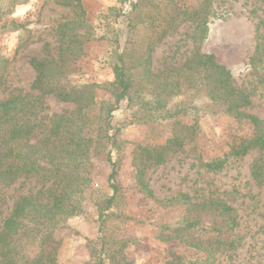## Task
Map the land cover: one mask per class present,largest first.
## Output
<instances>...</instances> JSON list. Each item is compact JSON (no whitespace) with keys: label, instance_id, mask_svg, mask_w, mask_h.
<instances>
[{"label":"rangeland","instance_id":"1","mask_svg":"<svg viewBox=\"0 0 264 264\" xmlns=\"http://www.w3.org/2000/svg\"><path fill=\"white\" fill-rule=\"evenodd\" d=\"M157 26L166 35L153 47L154 75L181 69L200 45L201 53L227 67L238 88L249 95L252 104L241 112L258 124L231 114L209 113L192 135L185 131L193 124L189 117L132 123L134 111L143 114L142 105L124 103L114 122L119 123L118 140L123 144L118 193L102 225L100 212L114 195L107 161L112 131L104 122L113 99L96 87L95 103L80 110L54 95H42L35 88L32 60L52 61L53 73L73 84L102 86L114 80L112 64L119 40L135 88L149 95L146 99L155 98L157 83L147 84L142 63L135 57L142 56L138 50L155 35ZM259 33L264 34V0H28L4 16L0 20V103L25 98L35 105V131L19 143L18 151L33 146V154L46 155L45 167L52 168L49 160H53L59 171L23 176L5 189L0 232L3 220L23 198L51 208L54 195L67 194L64 214L45 224L32 222L19 235L18 263L203 264L206 249L213 255V264H264V151L252 149L245 156L230 157L218 172L205 168L264 129V46L259 49L262 60L253 62ZM55 115L73 118L72 132L78 137L50 139ZM174 135L181 136L183 147L170 153L163 164L143 170L151 196L138 182L133 152L138 145L163 146ZM183 196L189 199L185 202ZM206 200L232 208L228 216L234 221L201 210ZM186 221L199 225L185 229Z\"/></svg>","mask_w":264,"mask_h":264},{"label":"trees","instance_id":"2","mask_svg":"<svg viewBox=\"0 0 264 264\" xmlns=\"http://www.w3.org/2000/svg\"><path fill=\"white\" fill-rule=\"evenodd\" d=\"M126 3L129 0H120ZM28 0H0V20L4 16L12 15L18 6L25 5ZM198 28L200 29L201 24ZM155 22L152 20L150 26ZM164 29V28H163ZM162 27L157 26L156 33L143 46L141 57H135V61L141 62L144 69V78L148 85L157 83L159 91L155 98L149 95H142L135 88V81L128 74L126 63L127 52L122 48L119 40L117 41L118 53L112 64L114 80L104 85H77L69 82L66 77L53 73V62L47 59H33L32 65L36 72L35 88L42 95H54L60 102L74 103L80 110L89 107L95 103V93L93 88H101L109 93L113 103L106 107L105 125L108 131H112L109 137L110 149L107 154V161L111 167L109 177L110 187L114 195L106 201L104 209L100 212L102 225L105 223V212L110 211L118 193L116 184L121 162L122 143L118 136L121 132L119 123L115 122L116 113L119 112L124 103L142 105L139 114L134 111L131 122L169 121L179 117H189L193 124L185 128L187 134H194L199 120L206 114H231L237 119H249L251 123L257 126L258 121L254 117H248L243 114L242 109L249 107L252 101L249 95L238 88L235 84L232 72L225 66L215 61L212 55L203 54L200 51V45L194 48L192 55L181 69H172L166 73L154 75L152 66V52L154 45L166 35ZM259 42L256 50V57L253 62L261 61L262 52L259 50L264 46L261 40L264 34H258ZM157 39V40H155ZM137 58V59H136ZM2 65L0 71L2 70ZM156 90V89H155ZM186 95V99L181 97ZM155 100V101H154ZM171 101V105L166 101ZM167 106V107H164ZM35 105L24 99H12L0 103V203L4 201L5 189L9 188L13 182L23 176L39 174L42 171L58 172L53 160H49L52 168L45 167L43 156L33 154L31 151L35 147L29 146L27 151L19 152V143L28 141L35 131V123L32 117L35 115ZM72 125V126H70ZM74 125L73 118L63 115H55L52 118V125L49 131V138L58 137H78L72 132ZM107 131V130H106ZM108 136V135H107ZM76 143V146H79ZM184 141L180 135H174L163 146L143 147L138 145L133 152V166L136 169L137 179L148 194L153 195L148 185L143 181V170L149 165H160L166 161L170 153L180 150ZM252 149L264 151V129H258L255 137L250 141H243L238 146L232 148L230 153L205 164L208 171L218 172L222 170L229 161L230 157L245 156ZM257 171L255 175L257 176ZM59 176L58 173H55ZM62 179V178H61ZM66 192L61 195L53 196V204L48 208V204H39L30 198H23L14 205L12 213L3 220L2 231L0 232V257L3 262L0 264H21L16 260V244L19 235L26 232L29 225L34 223H43L54 221L58 216L64 214L66 205ZM185 202L188 196L182 197ZM201 210H213L221 215L228 216L232 208L222 202L206 200L200 205ZM228 219L233 220L231 216ZM235 224V222H233ZM199 225L198 222L186 221L185 229H193ZM169 239L170 237H165ZM199 245V243H198ZM202 261L203 264H213L210 261L212 253ZM37 261L35 264H38ZM196 264H201L197 262Z\"/></svg>","mask_w":264,"mask_h":264}]
</instances>
